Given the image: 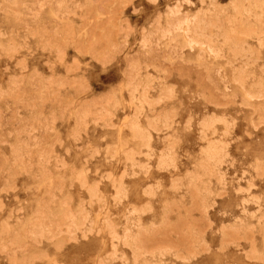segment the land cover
<instances>
[{
	"label": "rangeland",
	"instance_id": "1",
	"mask_svg": "<svg viewBox=\"0 0 264 264\" xmlns=\"http://www.w3.org/2000/svg\"><path fill=\"white\" fill-rule=\"evenodd\" d=\"M0 264H264V0H0Z\"/></svg>",
	"mask_w": 264,
	"mask_h": 264
},
{
	"label": "bare ground",
	"instance_id": "2",
	"mask_svg": "<svg viewBox=\"0 0 264 264\" xmlns=\"http://www.w3.org/2000/svg\"><path fill=\"white\" fill-rule=\"evenodd\" d=\"M101 247V246H100ZM100 249V248H99ZM214 262V261H213Z\"/></svg>",
	"mask_w": 264,
	"mask_h": 264
}]
</instances>
